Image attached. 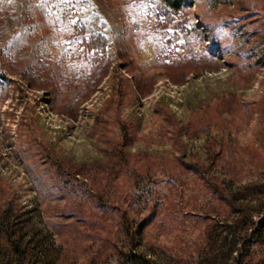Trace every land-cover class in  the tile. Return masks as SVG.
Masks as SVG:
<instances>
[{
  "label": "rangeland",
  "instance_id": "rangeland-1",
  "mask_svg": "<svg viewBox=\"0 0 264 264\" xmlns=\"http://www.w3.org/2000/svg\"><path fill=\"white\" fill-rule=\"evenodd\" d=\"M181 1L0 0V207L40 260L233 264L209 227L264 217V0Z\"/></svg>",
  "mask_w": 264,
  "mask_h": 264
},
{
  "label": "trees",
  "instance_id": "trees-1",
  "mask_svg": "<svg viewBox=\"0 0 264 264\" xmlns=\"http://www.w3.org/2000/svg\"><path fill=\"white\" fill-rule=\"evenodd\" d=\"M166 13L169 15H176L183 10L188 9V5L181 0H163ZM100 36V35H99ZM100 38H102L100 36ZM99 38V39H100ZM97 39L96 34L91 36V42ZM123 158V156H121ZM45 164H48L46 162ZM119 169V168H118ZM2 206V205H0ZM19 213L15 210L13 204H7L0 207V264H55L52 261L40 260L35 254V249L30 240L22 233L23 226ZM246 220V223H243ZM208 233V247L212 251L215 248H222L218 246L220 237L226 235L232 236V242L229 244V251L232 245L235 244L236 239L242 238V246L239 248L233 264H243V259L246 255L247 238L258 239L264 241V217L257 222H252L251 218H243L241 224L233 222L228 226L217 222L209 227ZM226 238H223V242ZM226 241V240H225ZM225 245V244H224ZM116 264H157L148 256L138 253L135 250L122 252ZM261 264H264V260Z\"/></svg>",
  "mask_w": 264,
  "mask_h": 264
},
{
  "label": "snow or ice",
  "instance_id": "snow-or-ice-1",
  "mask_svg": "<svg viewBox=\"0 0 264 264\" xmlns=\"http://www.w3.org/2000/svg\"><path fill=\"white\" fill-rule=\"evenodd\" d=\"M61 2H62V3H63V2H66V0H61ZM45 5H46V0H41L39 6H40V7H45ZM72 22L74 23L75 21H72Z\"/></svg>",
  "mask_w": 264,
  "mask_h": 264
}]
</instances>
